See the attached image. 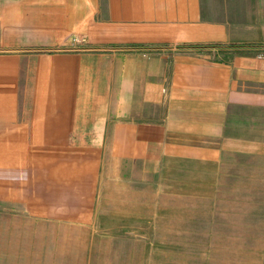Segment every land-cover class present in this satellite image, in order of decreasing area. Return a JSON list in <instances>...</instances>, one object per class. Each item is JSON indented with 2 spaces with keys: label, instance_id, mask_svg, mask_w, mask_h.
<instances>
[{
  "label": "crops",
  "instance_id": "0c3cea01",
  "mask_svg": "<svg viewBox=\"0 0 264 264\" xmlns=\"http://www.w3.org/2000/svg\"><path fill=\"white\" fill-rule=\"evenodd\" d=\"M237 108L264 110V0H0V264H51L105 159Z\"/></svg>",
  "mask_w": 264,
  "mask_h": 264
},
{
  "label": "rangeland",
  "instance_id": "374dc122",
  "mask_svg": "<svg viewBox=\"0 0 264 264\" xmlns=\"http://www.w3.org/2000/svg\"><path fill=\"white\" fill-rule=\"evenodd\" d=\"M185 120L159 165L105 159L91 220L63 225L51 264H264V110Z\"/></svg>",
  "mask_w": 264,
  "mask_h": 264
}]
</instances>
